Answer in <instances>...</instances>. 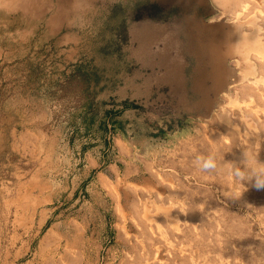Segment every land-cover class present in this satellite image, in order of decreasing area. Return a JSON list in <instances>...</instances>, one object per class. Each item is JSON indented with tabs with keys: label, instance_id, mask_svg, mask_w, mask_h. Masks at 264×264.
I'll list each match as a JSON object with an SVG mask.
<instances>
[{
	"label": "rangeland",
	"instance_id": "374dc122",
	"mask_svg": "<svg viewBox=\"0 0 264 264\" xmlns=\"http://www.w3.org/2000/svg\"><path fill=\"white\" fill-rule=\"evenodd\" d=\"M38 1L0 12V264H264V191L228 167L264 163V0ZM182 16L246 22L256 74L228 58L188 109Z\"/></svg>",
	"mask_w": 264,
	"mask_h": 264
},
{
	"label": "bare ground",
	"instance_id": "6f19581e",
	"mask_svg": "<svg viewBox=\"0 0 264 264\" xmlns=\"http://www.w3.org/2000/svg\"><path fill=\"white\" fill-rule=\"evenodd\" d=\"M59 1L71 3L75 0ZM163 1L179 3L180 7L186 9L190 8L193 1L203 2V0ZM32 9L37 10L35 12L42 11L43 5L38 0H0V12L2 14L17 11L27 14ZM56 15L50 21L51 25L62 21L65 12L60 9ZM181 24L184 27L185 35L196 59L197 67L194 79L198 89L196 91H200L202 95L209 90L206 88V82L209 80L214 81L215 86L213 89H220L227 83L231 71L226 67L225 63L230 57H237L243 78L256 74L254 65H252L253 61H251L252 54L258 53L254 47L256 40L254 37H249L247 32H245L244 25L246 22L242 21L229 29H225L221 25H204L193 16H182Z\"/></svg>",
	"mask_w": 264,
	"mask_h": 264
},
{
	"label": "clouds",
	"instance_id": "9594fccd",
	"mask_svg": "<svg viewBox=\"0 0 264 264\" xmlns=\"http://www.w3.org/2000/svg\"><path fill=\"white\" fill-rule=\"evenodd\" d=\"M245 157H249L251 154L244 153ZM254 159V158H253ZM196 163L199 167L207 172L217 169V161L213 156L204 157L198 155L196 157ZM230 169L229 177L238 183H249L251 187L256 191H264V163H254L246 165L245 168L228 166ZM228 195V193H226Z\"/></svg>",
	"mask_w": 264,
	"mask_h": 264
},
{
	"label": "flooded vegetation",
	"instance_id": "af4514ba",
	"mask_svg": "<svg viewBox=\"0 0 264 264\" xmlns=\"http://www.w3.org/2000/svg\"><path fill=\"white\" fill-rule=\"evenodd\" d=\"M148 29V27L145 28V30ZM160 31V30H159ZM156 34L157 36L160 35V32L156 31ZM184 40H185V45H184V50L185 52L190 56V60H191V63H190V67L187 71V74L185 75V73L181 74V70H180V65L178 64H174V67L172 66L173 68V74H170V82H171V85H172V90L175 92L176 89H178V87L180 86V83H182L183 81L186 82L187 84V87L189 89V95L185 97V101H186V107L188 109L191 108V106H197V103H194L193 101L196 100L201 94L200 91H196L194 90V82H195V74H196V59L195 57L193 56V53H192V47L189 45V42H188V39H187V36L185 35V30H184ZM164 37V35H163ZM166 39L168 40L169 42V45L173 43V40H172V36L170 37V35H168L166 37ZM168 45V44H167ZM169 54H172V50L169 49L167 51ZM170 63H172L171 59L172 57H166ZM166 59V60H167ZM178 71V73H177ZM167 79V77H165ZM165 79V81H166ZM206 93V92H205ZM193 102V103H192Z\"/></svg>",
	"mask_w": 264,
	"mask_h": 264
}]
</instances>
